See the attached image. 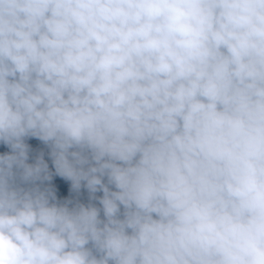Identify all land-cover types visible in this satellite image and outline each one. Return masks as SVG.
<instances>
[{"label": "clouds", "instance_id": "clouds-1", "mask_svg": "<svg viewBox=\"0 0 264 264\" xmlns=\"http://www.w3.org/2000/svg\"><path fill=\"white\" fill-rule=\"evenodd\" d=\"M0 264H264V0H0Z\"/></svg>", "mask_w": 264, "mask_h": 264}]
</instances>
